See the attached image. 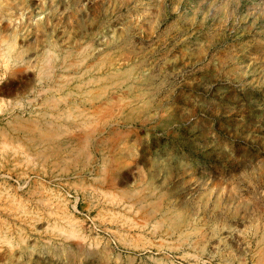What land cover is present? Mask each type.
I'll list each match as a JSON object with an SVG mask.
<instances>
[{"label":"rangeland","instance_id":"374dc122","mask_svg":"<svg viewBox=\"0 0 264 264\" xmlns=\"http://www.w3.org/2000/svg\"><path fill=\"white\" fill-rule=\"evenodd\" d=\"M0 264H264V0H0Z\"/></svg>","mask_w":264,"mask_h":264},{"label":"built area","instance_id":"2783aa9c","mask_svg":"<svg viewBox=\"0 0 264 264\" xmlns=\"http://www.w3.org/2000/svg\"><path fill=\"white\" fill-rule=\"evenodd\" d=\"M75 203H76V202H75ZM75 207H76V205L72 206V209L76 210V208H75Z\"/></svg>","mask_w":264,"mask_h":264}]
</instances>
